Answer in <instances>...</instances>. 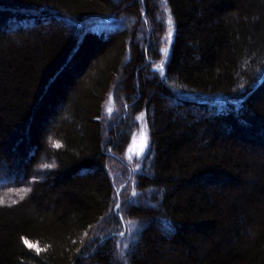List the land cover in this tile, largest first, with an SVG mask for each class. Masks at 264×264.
<instances>
[{
    "label": "trees",
    "instance_id": "trees-1",
    "mask_svg": "<svg viewBox=\"0 0 264 264\" xmlns=\"http://www.w3.org/2000/svg\"><path fill=\"white\" fill-rule=\"evenodd\" d=\"M0 264H264V0H0Z\"/></svg>",
    "mask_w": 264,
    "mask_h": 264
},
{
    "label": "snow or ice",
    "instance_id": "snow-or-ice-1",
    "mask_svg": "<svg viewBox=\"0 0 264 264\" xmlns=\"http://www.w3.org/2000/svg\"><path fill=\"white\" fill-rule=\"evenodd\" d=\"M172 23H173L172 17L169 16V18H168V24L171 25ZM168 35H169V37H171V35H172L171 31L169 32ZM164 51L167 52V49H164ZM133 195H135V193H133ZM114 207L115 208H119L120 205L119 204H116ZM23 241H24L25 245L29 249H35V251L37 252V254H39L41 252V249L36 244L31 243L27 238H23Z\"/></svg>",
    "mask_w": 264,
    "mask_h": 264
},
{
    "label": "rangeland",
    "instance_id": "rangeland-1",
    "mask_svg": "<svg viewBox=\"0 0 264 264\" xmlns=\"http://www.w3.org/2000/svg\"><path fill=\"white\" fill-rule=\"evenodd\" d=\"M143 147H144L143 138L140 137V139L139 140L137 139L135 142V145L132 147V152L133 153H140V151H141V149H143ZM4 170H5V168L3 167L2 171H4Z\"/></svg>",
    "mask_w": 264,
    "mask_h": 264
}]
</instances>
